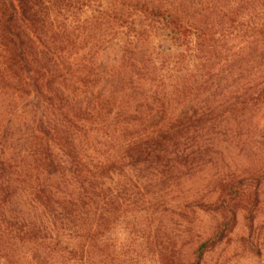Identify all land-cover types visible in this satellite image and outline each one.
Returning a JSON list of instances; mask_svg holds the SVG:
<instances>
[{
  "label": "trees",
  "instance_id": "16d2710c",
  "mask_svg": "<svg viewBox=\"0 0 264 264\" xmlns=\"http://www.w3.org/2000/svg\"><path fill=\"white\" fill-rule=\"evenodd\" d=\"M188 1L184 14L153 0H0L7 264H227L261 247L264 129L249 120L264 107V81L251 75L256 36L218 0ZM104 46L118 56L100 65ZM199 210L213 222L185 262L178 244ZM238 212L250 231L231 248Z\"/></svg>",
  "mask_w": 264,
  "mask_h": 264
},
{
  "label": "rangeland",
  "instance_id": "374dc122",
  "mask_svg": "<svg viewBox=\"0 0 264 264\" xmlns=\"http://www.w3.org/2000/svg\"><path fill=\"white\" fill-rule=\"evenodd\" d=\"M155 2H165L163 3L165 7L171 8V6L176 5L178 8L181 9L182 13L186 14V4H189L188 0H153ZM194 2H196L194 0ZM219 7L221 8V12L224 10H231L233 12L238 13V18L245 22V26L248 28L249 34H255L256 38H253V42L250 44L252 53L255 57H253V66L254 72L251 75L255 76L256 79L259 78L260 81H264V54H258L261 51H264V0H218ZM172 9V8H171ZM231 27V26H230ZM255 32V33H254ZM257 32V33H256ZM252 38V37H251ZM159 38H155L154 41L157 44H160V41L157 40ZM163 41L165 39H162ZM122 41V40H121ZM152 40V42H154ZM229 43H233L236 45L242 44L240 38L237 35L227 38ZM107 43V42H106ZM109 45H116L117 43L115 40H110ZM106 47V46H104ZM117 47V45H116ZM116 56H118V50L114 47H106L105 49H101L99 54L96 57L97 62L100 65L107 64L112 62ZM29 99V98H28ZM250 122H257L256 124L260 127V130L264 129V107L260 110H257L256 115L249 119ZM245 135V134H244ZM257 135V131L254 134L253 138ZM250 137V135H249ZM229 159V158H228ZM247 158L236 155L234 161L236 160L239 163L245 162ZM192 183L186 182V188H188ZM198 212V213H197ZM196 214H193L192 223L186 224L187 226L190 225L193 227V236L189 235L186 232L185 243L178 244L181 248L180 253L182 259L185 262H192L195 259L197 260V255L192 253V250L197 245L199 239L192 240V237L200 233L204 236L208 230L206 229L208 225L212 224L213 222V212L209 210H199ZM249 225H251L250 218H246L244 214L238 212L237 220L232 226V231L230 236L233 237L235 240L232 241V247L237 242V237L240 235L244 236L246 233L248 234L250 229ZM255 226L258 227L259 236L258 234L254 236L253 242L257 241L261 243V247L259 245L254 244V252H235L236 254H232V260L227 262V264H264V210L261 212L260 215L255 216ZM111 234L115 236L117 239H126L127 231L124 223L117 226L114 230H112ZM246 234V235H247ZM190 238V239H189ZM191 241V242H190ZM253 246V244H252ZM214 252L213 251H205L203 255V260L205 262H212L211 260H215ZM0 264H7L6 260L0 257Z\"/></svg>",
  "mask_w": 264,
  "mask_h": 264
}]
</instances>
